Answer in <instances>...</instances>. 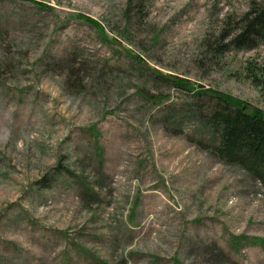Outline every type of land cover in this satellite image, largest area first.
<instances>
[{
  "label": "rangeland",
  "instance_id": "374dc122",
  "mask_svg": "<svg viewBox=\"0 0 264 264\" xmlns=\"http://www.w3.org/2000/svg\"><path fill=\"white\" fill-rule=\"evenodd\" d=\"M260 1L0 0V264H264V186L190 118L264 113Z\"/></svg>",
  "mask_w": 264,
  "mask_h": 264
},
{
  "label": "trees",
  "instance_id": "16d2710c",
  "mask_svg": "<svg viewBox=\"0 0 264 264\" xmlns=\"http://www.w3.org/2000/svg\"><path fill=\"white\" fill-rule=\"evenodd\" d=\"M85 21L97 26L90 19ZM98 29L107 41L102 29ZM261 42H264V0L246 16L242 33L232 40L238 49H255ZM197 94H205L213 102L207 110H199L201 113L194 112L190 116L199 118L203 138L199 149L224 165L244 169L264 186V113L259 110L249 113L245 105L235 103L229 96L209 91ZM243 239L264 248L262 239Z\"/></svg>",
  "mask_w": 264,
  "mask_h": 264
}]
</instances>
